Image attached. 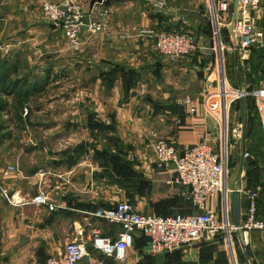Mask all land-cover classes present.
Wrapping results in <instances>:
<instances>
[{
    "label": "crops",
    "instance_id": "crops-1",
    "mask_svg": "<svg viewBox=\"0 0 264 264\" xmlns=\"http://www.w3.org/2000/svg\"><path fill=\"white\" fill-rule=\"evenodd\" d=\"M81 2L90 10L89 0ZM104 6L111 10L107 29L84 35L81 47L70 52L71 89L69 97H64L59 88L60 96L51 101L54 108L48 115L54 125L46 136L48 145L26 143L21 151H14L0 144V170L11 163L18 165V171L3 181L6 195L0 191V264H46L48 256L77 239L87 243L89 252L78 264H230L220 236L199 246L151 255L147 249L149 237L136 233L122 262L103 257L92 246L93 230L117 237L119 224L95 213L120 201L132 203L139 212L161 216L196 211L189 188L172 181L173 163L157 161L152 147L154 134L180 152L201 141L219 148L224 131L221 81L216 87L213 77L215 67L223 73L222 61L214 18L212 23L206 14V1L112 0L106 5L95 3L92 9L95 13ZM230 9V17L229 12L218 17L224 51L227 44L237 50L228 31L235 19L233 4ZM201 14L206 15L203 20H199ZM252 16L255 25L264 30V0ZM227 18L231 21L222 30L225 37L219 26H224ZM148 30L192 32L199 48L177 61H168L157 52L154 40L146 34ZM64 43L68 45L66 39ZM256 49L252 48L254 52ZM49 74L44 71V83ZM44 105L37 111L43 120L47 118ZM29 110L20 117L29 121L33 113ZM245 110L246 103L240 99L227 112L228 126L240 127L244 139ZM5 132L9 131L2 125L0 141ZM233 144L231 148H235ZM241 149L239 159L236 151L229 152L226 185L239 190L240 214H246L244 191L251 189L243 178ZM40 191L55 205L54 210L30 202ZM220 200L221 193H216L209 205L219 211ZM230 218L232 221L231 213ZM243 253L252 262L250 250Z\"/></svg>",
    "mask_w": 264,
    "mask_h": 264
},
{
    "label": "built area",
    "instance_id": "built-area-1",
    "mask_svg": "<svg viewBox=\"0 0 264 264\" xmlns=\"http://www.w3.org/2000/svg\"><path fill=\"white\" fill-rule=\"evenodd\" d=\"M260 3L261 0H238L237 15L232 23V30L236 49L239 51L245 52L264 45V30L255 25L252 16V12L259 8ZM232 4L233 0H210L211 13L217 27L219 15L226 14ZM41 11L48 23L58 28L69 46L75 50L81 47L84 35L89 37L106 30L111 16V10L107 6L94 13L92 8L85 9L80 0L44 2ZM146 34L154 40L157 52L168 61H177L191 55L199 48L194 34L189 31L148 30ZM226 91L221 85L222 107L226 108V112L220 148H216L208 141H201L178 152L175 146L166 139L156 134L153 135L152 147L157 161L173 163L172 181L189 188V196L196 211L190 214L161 216L151 212H139L128 201H120L112 208L97 211L95 213L97 216L120 226V231L114 239L102 235L98 230L92 231L90 237L92 246L103 257H113L119 262L124 261L125 251L133 244L136 233L149 237L148 252L156 255L209 241L219 236L222 241L232 247L233 235L236 231L241 232L245 240L251 230L264 231V218L257 216L259 188L244 191L247 198V220L235 226L230 218L228 195L231 189L226 185L229 174V153L226 140L227 137H232L241 141L243 132L240 127L228 126L227 109L236 98L243 96L245 91L229 89L230 92L233 91L230 98L227 97ZM253 95L264 98V81L260 89L253 92ZM258 109L264 140L263 101L258 103ZM248 156L249 153L243 151V157ZM16 171H18L16 162L0 170V191L3 194L6 195L3 181ZM216 193H221L219 211L209 205L210 198ZM11 199H14L13 195L9 197L10 201ZM15 202L19 203L17 199ZM30 202L44 206L48 210L55 208L46 194L41 191L31 197ZM86 246L87 243L83 239L68 241L57 254L47 257L46 264H78L89 256ZM231 250L233 251L232 248ZM91 264H101V262Z\"/></svg>",
    "mask_w": 264,
    "mask_h": 264
},
{
    "label": "rangeland",
    "instance_id": "rangeland-1",
    "mask_svg": "<svg viewBox=\"0 0 264 264\" xmlns=\"http://www.w3.org/2000/svg\"><path fill=\"white\" fill-rule=\"evenodd\" d=\"M205 1L206 14L212 22L211 12L208 11V0ZM44 2L53 1L0 0V127L3 125L9 131L3 134L0 144H5L4 147L14 151H21L22 147L27 146L26 143L30 146L48 145L46 136L52 133L54 125V122L50 120L51 116L48 115L54 108L51 101L60 96L61 89L62 96L69 97L71 89L68 59L70 52L75 49L67 43L65 45L62 32L58 28L52 30V25L42 15L41 7ZM230 8L227 11L229 17ZM204 17L206 15L201 14L199 20H203ZM230 21L227 18L223 21L224 26H219L221 34L224 35L222 30L227 29L226 25H229ZM51 39L55 41L50 42ZM230 39L232 40L231 37ZM226 46L227 51L221 50L223 73L220 75L219 67H215L213 77L217 80L216 87L221 81L222 87L228 93L229 89L245 91L244 114L247 119L245 139L240 141L227 137L226 146L228 153L230 150L232 153L236 151L234 153L237 154V159L240 156V145H242L241 156L243 151L249 153L248 157H241L245 161L243 178L247 182V188L260 189L258 207L260 218L264 216V142L261 137L260 118L255 106L261 101L264 102V98L253 95V92L259 90L264 81V45L257 47L256 52L252 49L242 52L228 44ZM63 64L67 66L64 67ZM59 66L62 69H59ZM45 70L50 73L46 83L42 81ZM55 80L58 82L55 83ZM230 93L232 94L233 91ZM240 99L241 97L236 98L227 112L231 111L232 105H238ZM44 104H46L48 119L43 120L38 116L37 111L45 108ZM29 108L33 110V113L31 112L32 115L28 121L21 118L20 114ZM223 112L225 114L226 109ZM42 135L45 138H42ZM231 144L235 148H231ZM224 244L229 254L230 264H250L244 256L245 249L250 250L253 263L264 264V231L251 230L246 240L241 232L236 231L233 235L232 247L225 242Z\"/></svg>",
    "mask_w": 264,
    "mask_h": 264
},
{
    "label": "water",
    "instance_id": "water-1",
    "mask_svg": "<svg viewBox=\"0 0 264 264\" xmlns=\"http://www.w3.org/2000/svg\"><path fill=\"white\" fill-rule=\"evenodd\" d=\"M110 1H112V0H89V8L91 9L95 3H100V4H105L106 5ZM237 5H238V0H233V18H236V15H237ZM213 14H214V11H213ZM214 22H215L216 34H217V37H218V39H217V47L220 50V57H222V55H221V42L219 40V31H218V27H217V23L215 21V18H214ZM228 31L230 32L232 40L235 42L232 26L228 27ZM241 99H243V96H241ZM243 135H244V132H243ZM242 139H244V137ZM228 198H229V206H230V213H231V217H232V222H233V224L235 226H239L241 221H246L247 220V215L246 214H240L239 190L237 188H232L230 193H229V195H228ZM207 242L208 241H202V242H199V243H195L193 246H199V245H202V244L207 243ZM251 264H252V262H251Z\"/></svg>",
    "mask_w": 264,
    "mask_h": 264
},
{
    "label": "bare ground",
    "instance_id": "bare-ground-1",
    "mask_svg": "<svg viewBox=\"0 0 264 264\" xmlns=\"http://www.w3.org/2000/svg\"><path fill=\"white\" fill-rule=\"evenodd\" d=\"M231 96H232V94L230 92L229 93L227 92V97H231Z\"/></svg>",
    "mask_w": 264,
    "mask_h": 264
}]
</instances>
